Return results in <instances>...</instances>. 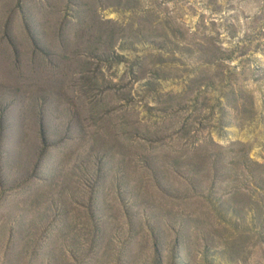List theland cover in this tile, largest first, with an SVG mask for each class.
<instances>
[{"label":"rangeland","instance_id":"374dc122","mask_svg":"<svg viewBox=\"0 0 264 264\" xmlns=\"http://www.w3.org/2000/svg\"><path fill=\"white\" fill-rule=\"evenodd\" d=\"M0 264H264V0H0Z\"/></svg>","mask_w":264,"mask_h":264},{"label":"trees","instance_id":"16d2710c","mask_svg":"<svg viewBox=\"0 0 264 264\" xmlns=\"http://www.w3.org/2000/svg\"><path fill=\"white\" fill-rule=\"evenodd\" d=\"M119 1V3H120V0H118ZM127 2H128V0H127ZM42 138H43V141L45 142V136H44V133L42 132Z\"/></svg>","mask_w":264,"mask_h":264}]
</instances>
